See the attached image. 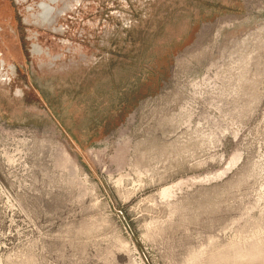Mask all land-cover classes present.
I'll list each match as a JSON object with an SVG mask.
<instances>
[{"label": "rangeland", "instance_id": "1", "mask_svg": "<svg viewBox=\"0 0 264 264\" xmlns=\"http://www.w3.org/2000/svg\"><path fill=\"white\" fill-rule=\"evenodd\" d=\"M56 1L0 0V264H264V0Z\"/></svg>", "mask_w": 264, "mask_h": 264}, {"label": "flooded vegetation", "instance_id": "2", "mask_svg": "<svg viewBox=\"0 0 264 264\" xmlns=\"http://www.w3.org/2000/svg\"><path fill=\"white\" fill-rule=\"evenodd\" d=\"M56 2H57L56 0H51L50 3L42 2L39 5L38 15H40V18L42 19V22H44L47 25H52L53 22L57 19L58 15H60L61 12L63 11V9L57 10V8L52 6V4H55ZM69 7L70 6H68L67 4L64 5L65 10L68 9ZM35 12L33 13V16L37 15ZM55 30H57V29L55 28ZM33 47H34L33 51L35 53H41L42 52V49L39 46V44H34ZM17 93L21 95L22 92L20 90H18Z\"/></svg>", "mask_w": 264, "mask_h": 264}]
</instances>
